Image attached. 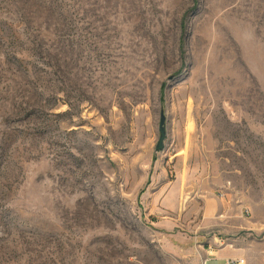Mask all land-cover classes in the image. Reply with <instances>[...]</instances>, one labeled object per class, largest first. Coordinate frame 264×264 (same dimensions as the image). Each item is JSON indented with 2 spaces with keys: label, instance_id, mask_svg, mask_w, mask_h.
<instances>
[{
  "label": "rangeland",
  "instance_id": "obj_1",
  "mask_svg": "<svg viewBox=\"0 0 264 264\" xmlns=\"http://www.w3.org/2000/svg\"><path fill=\"white\" fill-rule=\"evenodd\" d=\"M221 196L264 264V0H0V264H189Z\"/></svg>",
  "mask_w": 264,
  "mask_h": 264
},
{
  "label": "crops",
  "instance_id": "obj_2",
  "mask_svg": "<svg viewBox=\"0 0 264 264\" xmlns=\"http://www.w3.org/2000/svg\"><path fill=\"white\" fill-rule=\"evenodd\" d=\"M249 209L245 202L238 203L231 197L223 196L218 201L205 204L201 212L205 218L203 226H212L215 223L219 231L210 238H205L204 234L199 232L194 236L199 255L189 264H231L232 261L240 260H244V264H255L256 259L247 248V244H253L252 238L248 237L257 234L246 213ZM213 220L215 222H212ZM183 239L188 242L184 236Z\"/></svg>",
  "mask_w": 264,
  "mask_h": 264
},
{
  "label": "water",
  "instance_id": "obj_3",
  "mask_svg": "<svg viewBox=\"0 0 264 264\" xmlns=\"http://www.w3.org/2000/svg\"><path fill=\"white\" fill-rule=\"evenodd\" d=\"M167 122H166V117L164 114H162V117H161V126H160V141H159V144L156 148L157 152H160V151H163L164 150V147H165V142H166V139H167Z\"/></svg>",
  "mask_w": 264,
  "mask_h": 264
},
{
  "label": "built area",
  "instance_id": "obj_4",
  "mask_svg": "<svg viewBox=\"0 0 264 264\" xmlns=\"http://www.w3.org/2000/svg\"><path fill=\"white\" fill-rule=\"evenodd\" d=\"M247 215L250 216V210H247ZM244 260H240V261H232L231 264H244Z\"/></svg>",
  "mask_w": 264,
  "mask_h": 264
}]
</instances>
